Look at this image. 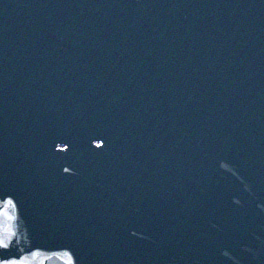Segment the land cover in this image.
<instances>
[{
	"label": "water",
	"instance_id": "water-1",
	"mask_svg": "<svg viewBox=\"0 0 264 264\" xmlns=\"http://www.w3.org/2000/svg\"><path fill=\"white\" fill-rule=\"evenodd\" d=\"M0 264H264V0H0Z\"/></svg>",
	"mask_w": 264,
	"mask_h": 264
}]
</instances>
